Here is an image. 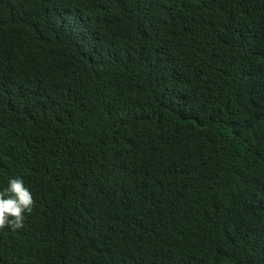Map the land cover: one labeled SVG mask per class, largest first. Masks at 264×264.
<instances>
[{
  "label": "trees",
  "instance_id": "trees-1",
  "mask_svg": "<svg viewBox=\"0 0 264 264\" xmlns=\"http://www.w3.org/2000/svg\"><path fill=\"white\" fill-rule=\"evenodd\" d=\"M0 264H264V0H0Z\"/></svg>",
  "mask_w": 264,
  "mask_h": 264
},
{
  "label": "clouds",
  "instance_id": "clouds-1",
  "mask_svg": "<svg viewBox=\"0 0 264 264\" xmlns=\"http://www.w3.org/2000/svg\"><path fill=\"white\" fill-rule=\"evenodd\" d=\"M34 207V197L24 181L11 179L8 187L0 191V230L23 228L26 214H31Z\"/></svg>",
  "mask_w": 264,
  "mask_h": 264
}]
</instances>
